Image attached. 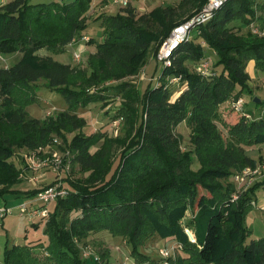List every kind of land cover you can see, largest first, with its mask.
<instances>
[{
    "label": "trees",
    "instance_id": "trees-1",
    "mask_svg": "<svg viewBox=\"0 0 264 264\" xmlns=\"http://www.w3.org/2000/svg\"><path fill=\"white\" fill-rule=\"evenodd\" d=\"M93 1L9 0L0 7V56L22 54L15 64L0 67V199L17 194L15 147L37 149L54 134L74 132L67 143L70 161L84 175L68 179L69 194L49 209L43 221L48 241L6 246L3 264H108L109 250L98 261L83 257L78 245L104 230L124 238L139 264H161L141 249L155 236L182 244L172 264H264V237L249 240L252 231L247 225L253 201L264 191V178L246 189L235 181L238 173L264 162V157L247 152L248 146L264 144V115L253 117L246 111L238 113L235 122L227 117V136L218 124L223 105L230 104L231 115V102L252 90L248 63L254 60L255 67L264 70V35L235 29L238 22L250 27L264 20V0H227L199 27L200 34L178 45L172 64L163 66L159 82L143 95L134 78L152 48L156 55L173 28L209 0H181L180 6L189 4L194 10L182 15L173 5L140 13L138 4L102 13L95 19L102 40L87 41L96 46L88 68L56 60L53 54L64 53L75 39L86 36ZM203 41L218 56L209 76L190 68L207 57ZM172 77H181L175 98ZM109 79L121 81L115 87L121 103L112 121L122 118L124 134L99 130L87 135L80 129L87 121L74 110L109 100L101 91L108 87L90 91ZM41 80L58 90L70 108L47 118L30 115L27 107L39 102ZM182 122L191 130L189 150H183L176 132ZM13 129H19L16 135ZM116 152L119 160L113 170ZM194 157L200 163L197 170L192 167ZM40 190L28 192L35 197ZM191 209L194 215L189 217ZM186 226L195 232L196 242ZM37 248L47 254L40 257Z\"/></svg>",
    "mask_w": 264,
    "mask_h": 264
},
{
    "label": "rangeland",
    "instance_id": "rangeland-1",
    "mask_svg": "<svg viewBox=\"0 0 264 264\" xmlns=\"http://www.w3.org/2000/svg\"><path fill=\"white\" fill-rule=\"evenodd\" d=\"M6 1V0H5ZM51 1H65V2H71L73 0H30L31 3H42L46 2L49 3ZM99 0H94L91 9L89 10V27L86 31V34L89 35V38L94 37L96 40H102V27L98 21H96V17L99 16L102 13L111 14L110 12L117 13L119 10V6L115 4L116 0H108L106 2H103L101 5L99 3H96ZM181 0H149L145 3L139 4L137 7L143 8L139 9L140 13L149 12L155 7L159 5L167 6V5H173L178 7L179 13L182 15L184 13H192L194 10L191 9V5H184L180 6ZM2 1L0 0V7L2 6ZM111 6L115 8L116 11L111 10ZM152 26L155 25L156 29L159 30L161 27L159 25H156L154 21L151 20ZM262 27L264 29V20L263 17L259 18L254 24H252L250 27L244 25L241 22L235 23V29L238 30L240 33H246L249 31V29H254L255 27ZM253 32V31H252ZM195 33V31H194ZM254 33V32H253ZM77 43L79 41H85L81 40L80 38H77ZM166 40V39H165ZM164 40V41H165ZM163 41V42H164ZM84 43V42H82ZM163 44V43H162ZM78 46V45H77ZM90 49V47L88 48ZM93 49V48H92ZM46 52V50H45ZM81 52V51H80ZM95 52H92V50H85L82 52V57L80 59H77L74 56V53L72 55V64L80 66L81 68H88V60L90 58V55ZM18 55V54H17ZM20 55V54H19ZM206 55L212 59L213 64L218 60V56L215 53V51L211 50L209 47L206 48ZM53 57L58 60L62 61L61 55L53 54ZM12 60H18L17 56L16 58H12ZM17 62V61H16ZM15 62V63H16ZM64 62V61H63ZM14 63V64H15ZM11 61L8 58V54H2L0 56V67H7V65H10ZM13 65V63H12ZM163 65L159 63L156 59V55L154 53V47L152 48L147 64L143 67L140 74H138L134 80L138 85V88L140 92L143 93L146 91L147 87L149 85H156L159 82V77L162 73ZM190 68H193V65H190ZM255 67V61L251 60L248 63L247 70L251 74V77L254 79V86L251 85V92L247 91L245 92L244 96L246 99V104L244 111L250 110L252 107L258 108L259 114L264 115V70L257 69ZM251 78V79H252ZM126 79V78H125ZM128 79V77H127ZM132 80V78H129ZM45 80H41L39 82V90L37 91V95L39 97V102L34 103L32 106H30L28 109L30 115H33V111L35 110L36 106L38 105L40 109L44 112L42 118H47L51 116H55L57 113L64 111L66 109H69L68 102L63 97V95L56 89H51L47 87L44 84ZM121 81L118 79H109L105 81L104 83H99L98 86H92L93 92L100 91L101 87L104 89L105 87H108L107 90H101L103 94L109 95V100L106 101H98V102H89L87 105H80L78 106L74 112L79 115L80 117L85 118L87 121L86 125L83 128H80L85 134H92L96 131L103 130L107 131L110 135H115V132L113 131L112 126V118L116 114V110L119 107L121 103V97L117 95V90L115 89L116 85L120 83ZM182 88V85L179 86V84L172 87L173 90H180ZM180 94V91L176 93L174 98ZM255 97H258L261 99L263 103L256 105L257 103L254 102ZM104 102L106 104L104 105ZM224 106L228 107L227 109H230V104L227 103ZM223 106V107H224ZM260 106V107H259ZM257 111V112H258ZM223 109L221 110V115H223ZM230 116V113L228 114ZM35 117V116H34ZM230 117H228L229 119ZM234 119V118H230ZM228 120L225 119V116H221V119L218 121L219 127L223 134L227 136V122ZM231 121V120H230ZM226 123V124H225ZM123 127V126H122ZM80 129H77L76 131H80ZM19 130V129H18ZM18 130L13 129L12 132L14 135L18 133ZM190 127L186 122L180 123L177 128L176 132L178 135H180L182 139V148L183 150H189L193 148V145L190 141ZM124 131L122 128H120L118 135H123ZM74 135V132H67L65 135H56L54 134L52 137V140L46 144H42L39 147H43L45 150L39 154L40 157L44 158L48 155V146L51 145L52 147H55L56 151L61 153V157L64 156L63 161L60 164H52L56 167L57 170H53L52 167H47L42 170H35L32 168H28L26 160H25V154L29 152L28 148H21V147H15V156L13 157V161L16 163V165L20 168L19 175H18V183L13 186V190L17 192V194H9L5 195L4 198L0 199V206L6 204L10 207H14L17 205H20L21 203H31V199H33L34 195H31L30 190L32 189H41L45 185L55 183L56 181V174L62 175L63 177V184L68 188L70 187L68 183V179H78L79 177H83V173L80 170V167L78 164L72 162V166L70 170L65 169L66 162L70 161L69 155L66 154V151L68 149V142H70L72 136ZM117 136V135H115ZM54 139H58V142H54ZM102 142L98 143V146H101ZM263 146H248V153L255 157H264V144H261ZM38 147V148H39ZM37 148V149H38ZM95 148H93V151ZM120 151V148H118V152ZM64 152V154H62ZM52 153V152H51ZM117 157V152L113 154L112 159H114L115 167L118 165L119 158ZM193 169L197 170L200 167V163L196 157H194L193 160ZM264 171V170H263ZM264 178V172L261 173L259 176H255L254 179L252 177V182L254 183V180H261ZM3 186H0V188ZM29 187V189H27ZM204 190L201 189V192ZM13 193V192H12ZM27 197V198H25ZM259 204L264 203V194L259 195L258 198ZM49 209L53 211L55 208V203L51 202L48 205ZM256 210V211H254ZM257 208L253 209L249 215L248 218L253 219V221L250 222V225L248 227L252 231V236L250 239H256L258 236L264 235V214L257 212ZM262 211V210H261ZM194 215V210L191 209L189 211V217ZM2 219V218H1ZM190 219V218H189ZM257 220V221H256ZM41 220L38 218L36 221H30L24 216H20L18 212H14L12 215H6V217H3L2 220H0L1 228H0V261L3 263L4 260V250L6 246L14 245V244H24L25 242H32L36 241L38 242L39 239H42L43 243H46L48 241L47 236L44 233L45 223L40 222ZM188 221V220H187ZM36 225H38L36 227ZM172 241L164 240L158 236H155L147 241V243L142 247V251L145 253H148L154 258V260L161 262L162 256L160 255L159 249L160 247L166 246H172ZM79 248L82 251V255L84 256L83 249L85 246H90L92 250L99 255L100 260L103 258L101 257V253L105 250L110 251L109 261L108 264H118V263H124L127 264H139L134 260L133 257H131V250L129 245H127L126 240L122 238L121 236H114L109 231H100L97 233H93L89 238H87L84 242H78ZM40 248H37L36 253L40 255V257H43L47 254L46 250H39ZM177 253L176 257L179 255L178 251H175ZM40 253V254H39ZM90 256L89 258H91ZM86 258V257H85ZM99 260V261H100ZM102 263V262H100ZM142 264V263H140Z\"/></svg>",
    "mask_w": 264,
    "mask_h": 264
},
{
    "label": "built area",
    "instance_id": "built-area-1",
    "mask_svg": "<svg viewBox=\"0 0 264 264\" xmlns=\"http://www.w3.org/2000/svg\"><path fill=\"white\" fill-rule=\"evenodd\" d=\"M2 4H5V0H1ZM149 0H116L115 4H117L119 7H128L130 5H136V4H142ZM227 0H209L198 12H196L192 17L185 20L184 22L176 25L170 35L166 38V40L163 42V44L160 46L157 54L156 59L159 63H161L163 66H170L172 64V56L174 53V50L178 47V45L184 41L190 40L192 37H194L195 34H200L199 27L205 23H207L210 19L213 18L216 11L221 8V6L224 5V3ZM143 9V8H139ZM254 24V23H253ZM195 31V33H194ZM252 31L255 34L258 35H264V29L262 27H255L252 28ZM90 38L88 36H84L81 38V40L88 41ZM78 40L75 39L71 44L77 42ZM202 45L207 47V43L205 41L202 42ZM74 56L77 59H80L82 57V52L79 50H75ZM194 70L203 75V76H209L214 73L213 71V62L210 57H205L203 60L199 62H195L193 64ZM181 77H172L170 79L171 85H177L180 83ZM245 96H241L237 100H234L231 102V105L235 112L237 113H243L245 114L246 111H244L245 104H246ZM122 124V118H117L113 120L112 126L113 131L115 132V135H118L120 127ZM54 142H58V139H54ZM45 149L43 147H39L38 149H29V152L25 154V160L27 163L28 168H32L35 170H42L47 167H52L53 170H57L56 167L52 164H60L64 156L61 157V153L56 151L55 147L51 148V145L48 146V155L44 158L40 157L39 154L42 153ZM52 152V153H51ZM64 154V152L62 153ZM66 154L69 155V158H71L70 150L67 149ZM72 166L71 161L66 162L65 169L70 170ZM264 170V162L260 163L255 169L252 168H246L242 173H238L235 176V181L240 185V187H243L246 189L250 185H252V177L254 179L255 176L261 175ZM56 174V181L55 183L48 184L47 186H44L41 188L40 192L35 196L33 199H31V203H21L20 205L10 207L6 204L0 206V220L3 219V217H6V215H12L14 212H18L20 216L26 217L28 220L33 221L37 220L38 218L43 222L47 221L49 217V203H53L57 201L60 198H64L69 194V188H67L63 184V177L62 175ZM255 181V180H254ZM253 205L255 208H258L262 211H264V203L259 204L258 200L253 201ZM2 218V219H1ZM183 223V222H182ZM1 228V224H0ZM185 232L188 234L190 240L192 242H196V236L195 232L191 227L186 226ZM168 241V240H166ZM172 241V246H166L160 247L159 252L162 256L161 264H172L171 261L176 259L177 253L182 249V244L179 243L176 240H170ZM84 256L86 258H89L90 256L94 257L96 260H100L99 255H97L90 246H85L83 249ZM0 264L2 262L0 261ZM118 264H127L124 263H118Z\"/></svg>",
    "mask_w": 264,
    "mask_h": 264
},
{
    "label": "crops",
    "instance_id": "crops-1",
    "mask_svg": "<svg viewBox=\"0 0 264 264\" xmlns=\"http://www.w3.org/2000/svg\"><path fill=\"white\" fill-rule=\"evenodd\" d=\"M9 0H6L5 2H8ZM106 1H108V0H99V1H97L96 3H99L100 5L103 3V2H106ZM108 3H109V1H108ZM112 8H111V10H114V11H116L115 10V8H113V6H111ZM111 14H113L112 12H110ZM86 36H88L89 37V35L88 34H86ZM82 42H84V43H82ZM78 45V46H77ZM90 47V49L92 50V52H95L96 51V46L95 45H88V44H86L85 43V41H79L78 43L77 42H75V43H73V44H69L68 46H67V48H66V51L64 52V53H62V54H58V55H61V57H62V61H64V62H66V63H71L72 64V55H73V53L75 52V50H79V51H81V52H83V51H85V50H89L90 51V49H88ZM93 48V49H92ZM40 53L41 54H43V55H45V54H47L48 52H47V50H46V52H45V50H41L40 51ZM18 54V55H17ZM20 54V55H19ZM16 56H17V59L18 60H15V62L16 61H19L20 60V58L22 57V54L21 53H13V54H8V58L10 59V61H11V64L10 65H7V67H9V66H11L12 65V63L14 64L15 62H14V60H12V58H16ZM257 70V69H256ZM253 84V85H252ZM250 85H252V87L254 86V79L252 78L251 80H250ZM256 98V97H255ZM260 99V98H259ZM33 104H31V105H29L28 107H27V110H29L28 108L30 107V106H32ZM224 106V105H223ZM258 106V105H257ZM260 107V106H259ZM228 107H226V106H224V107H222V109H223V112H224V114L222 115V116H225V119L227 118V117H230V118H234V119H230L231 121H236L237 119H238V117H239V114L238 113H232L230 116H228V114H229V110L227 109ZM258 111V108H256V107H252L250 110H247V112L248 113H250V115H253V117H259L258 116V114H259V111ZM29 112V111H28ZM43 114H44V112L42 111V109H40V107L37 105L36 106V108H35V110L33 111V115L32 116H35V117H37V118H42L43 117ZM263 115V114H262ZM262 115H260V116H262ZM258 145H255V146H253V148L254 147H257ZM259 146H263V145H259ZM247 152H248V149H247ZM249 154V153H248ZM250 155V154H249ZM250 156H252V155H250ZM252 157H254V158H257V157H255V156H252ZM262 180V179H261ZM258 181H260V180H258ZM27 189H29V187L27 188ZM262 194H264V191L261 189V190H259L258 191V198H259V195H262ZM25 198H27V197H25ZM6 204H7V202H5ZM255 209V208H254ZM258 209V208H257ZM254 211H256V210H254ZM257 212H259V214L260 213H263L264 214V211H261L260 209H258L257 210ZM251 213V212H250ZM250 213L248 214V216H247V225H250V222L251 221H253L254 220V218L253 219H250V218H248L249 217V215H250ZM257 221V220H256ZM261 237H264V235H262V236H258L257 238H261ZM3 264V263H2Z\"/></svg>",
    "mask_w": 264,
    "mask_h": 264
},
{
    "label": "water",
    "instance_id": "water-1",
    "mask_svg": "<svg viewBox=\"0 0 264 264\" xmlns=\"http://www.w3.org/2000/svg\"><path fill=\"white\" fill-rule=\"evenodd\" d=\"M254 101H255V102H261V99H259L258 97H256V98L254 99Z\"/></svg>",
    "mask_w": 264,
    "mask_h": 264
}]
</instances>
